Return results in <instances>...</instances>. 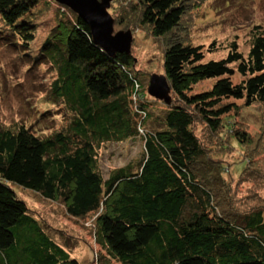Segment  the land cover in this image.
Masks as SVG:
<instances>
[{
  "label": "trees",
  "instance_id": "1",
  "mask_svg": "<svg viewBox=\"0 0 264 264\" xmlns=\"http://www.w3.org/2000/svg\"><path fill=\"white\" fill-rule=\"evenodd\" d=\"M38 1L0 0L7 47L28 49L34 27L16 22ZM113 1L127 5L114 26L164 41L170 102L145 93L130 52L107 56L76 15L60 13L31 61L54 71L47 98L63 124L46 136L22 124L0 127V264H80L45 233L12 186L61 205L72 219L93 218L92 242L101 251L95 264H264V198L257 195L252 207L251 195L231 196L221 161L231 140L246 159L261 148V136L251 137L236 118L254 103L264 114V30L251 29L246 56L231 42L224 58L205 60L200 45L170 41L186 0ZM207 80H214L210 88L194 90ZM128 140L140 141V156L103 178L97 151ZM241 158L233 168L238 174L247 162ZM251 173L261 177L264 168ZM244 204L250 207L241 210Z\"/></svg>",
  "mask_w": 264,
  "mask_h": 264
},
{
  "label": "rangeland",
  "instance_id": "2",
  "mask_svg": "<svg viewBox=\"0 0 264 264\" xmlns=\"http://www.w3.org/2000/svg\"><path fill=\"white\" fill-rule=\"evenodd\" d=\"M125 6L127 8L126 4L111 0L107 13L112 20L117 15L124 18L122 10ZM184 6L183 21L174 30L170 41L182 40L193 46L200 45L205 60L224 58L231 42L235 43L237 51L242 56H246L251 29L258 27L264 30V0H186ZM60 13L67 15V9L53 0H39L17 20L16 23L24 22L34 27L33 40L25 52L12 50L0 40V127L12 128L22 124L39 136H46L63 124L60 109L47 98L49 85L55 77L54 71L41 62L31 61L37 55L49 31L55 26L56 17ZM126 15V22L131 25L134 20ZM1 29L0 24V36ZM112 29L113 33L117 31L131 33L129 52L135 63L132 72L142 87H146L151 75L163 76L161 53L165 46L164 41L150 37L146 31L139 28L130 30L129 27L126 30L124 27L118 28L113 25ZM212 45V52H206ZM21 53L27 56L24 57ZM213 81H203L195 86L194 90L196 92L206 90ZM238 81V76L231 77L232 84ZM239 104L241 103L236 102V105ZM44 111H48V114L41 118L40 115ZM236 121L246 125L251 137L261 136V148L255 152L252 160L246 159L245 149L231 140V147L226 148L229 153L225 151L221 156L224 166L222 176L230 185L231 196L243 199L251 195L252 199L248 202L250 206L255 207L259 203L257 195L261 199L264 198V174L261 177L260 174H255V177H252L251 173L253 168H257L258 171L264 168V114H261L259 105L254 103L247 108H241ZM140 148L138 140L103 145L97 151L96 157L102 177L106 178L109 171L138 159ZM260 152L263 153L259 154ZM241 156L247 162L251 160V164L246 162L245 169L238 174L233 168L242 159ZM247 173L248 176H245ZM243 177L245 181L240 182ZM12 189L25 203L28 213L41 223L45 233L62 247L69 257L76 259L80 264H95L96 257L101 251L92 242L93 218L72 219L65 215L61 205L46 201L38 194L17 186H12ZM250 206L244 204L241 210Z\"/></svg>",
  "mask_w": 264,
  "mask_h": 264
},
{
  "label": "water",
  "instance_id": "3",
  "mask_svg": "<svg viewBox=\"0 0 264 264\" xmlns=\"http://www.w3.org/2000/svg\"><path fill=\"white\" fill-rule=\"evenodd\" d=\"M76 15L88 28L91 41L107 56L116 53H129L131 33L117 31L113 33V20L107 13L111 0H53ZM146 93L154 100L169 104V87L164 76L151 75Z\"/></svg>",
  "mask_w": 264,
  "mask_h": 264
}]
</instances>
